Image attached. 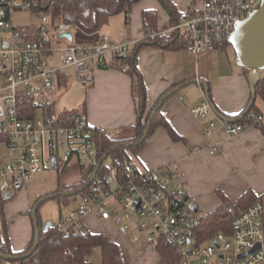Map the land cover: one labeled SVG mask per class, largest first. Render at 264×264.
Masks as SVG:
<instances>
[{
    "label": "built area",
    "instance_id": "1",
    "mask_svg": "<svg viewBox=\"0 0 264 264\" xmlns=\"http://www.w3.org/2000/svg\"><path fill=\"white\" fill-rule=\"evenodd\" d=\"M260 2L192 0L177 13L169 32H177L191 57L215 51L229 39L235 24L257 9ZM12 5L0 1V201L8 194L11 197L39 174L61 172L78 159L85 165L91 164L95 160L97 140L115 137L112 129L90 126L82 112L54 111L52 99L58 74L73 69L78 81L90 84L93 67H110L115 57L130 56L140 42L152 41L163 34L147 33L141 40L122 42L110 34H101L98 44L77 45L72 44V31L76 27L56 22L50 14L39 10L35 14L39 21L37 29L46 40H51L47 47L43 41L28 38L13 26ZM21 10L34 16L28 2L21 5ZM51 31L56 40L62 41L68 40L60 35L70 32V44L56 45ZM53 57L58 63H54ZM259 74L264 76V69ZM195 83L202 101L190 113L195 119L206 120L214 115L213 109L200 81L196 79ZM262 119L261 114L252 123L215 118L208 122L203 136L209 138L218 129L229 139L260 124ZM217 146L213 143L206 150L212 154ZM129 169L118 172L115 167H109L102 175L97 172L87 192L76 195L74 206L52 224L58 234L68 236L84 229L82 218L96 213L101 221L120 225L122 232H132L136 227L133 241L142 247L173 245L179 256L174 264H264V207L260 202L243 211L226 205L225 212L233 216L232 235L219 233L208 243H198L194 235L198 218L184 200L179 172L167 167L142 172L131 163ZM111 199H117L121 205V217V213L108 209Z\"/></svg>",
    "mask_w": 264,
    "mask_h": 264
},
{
    "label": "crops",
    "instance_id": "2",
    "mask_svg": "<svg viewBox=\"0 0 264 264\" xmlns=\"http://www.w3.org/2000/svg\"><path fill=\"white\" fill-rule=\"evenodd\" d=\"M167 1L170 6L163 1L164 6L159 0L137 1L130 9L131 16L125 20L123 35L116 37L113 33H105L103 28L98 36L110 34L118 42L141 40L146 36L142 24V13L146 10L156 12L158 32L171 33L169 29L175 24L177 13L184 10L192 0ZM33 27L37 29L39 24L15 28L30 34L28 28ZM95 38V36L84 38L83 45L92 43ZM75 41L77 40L72 34V44H76ZM56 42V45L61 46L70 44L61 39ZM229 48L231 47L220 46L215 51L191 57L183 48L172 49L145 44L136 55V68L145 89V115L152 110L164 93L179 87L176 93L163 102L160 109L165 120L184 138V142H173L166 131L158 127L144 140L143 146L135 154L129 153L130 163L142 172L166 167L177 170L180 174L181 191L188 196L190 204L194 205V212L203 215L222 207L224 200L227 204L236 202L247 191L256 196L264 193V137L258 129L249 127L229 139L218 129L214 130L209 138L203 136L209 121L218 118L234 122L230 119L240 113L251 99L248 72H244L236 65L235 55L234 58L231 57ZM53 59L54 63H58L56 57ZM68 71L69 69H65L58 74L57 79L65 81V86L58 87L59 92L64 90L61 94L53 95L54 111L82 112L87 116L90 126L112 129L115 136L123 135V131L137 125L138 117L131 95L129 75L110 68L98 69L93 72L91 85L87 86L89 84L76 79L74 72ZM72 77L77 81L71 82ZM261 77L262 74L260 79ZM196 79L202 84L214 113L206 120L195 119L190 113V109L202 101L201 92L195 83ZM254 105L255 110L263 117L261 125L264 127V101L258 95ZM213 143L218 146L216 152L211 154L206 149ZM74 164L76 162L72 165ZM25 190L23 187L15 191L4 205L9 247L14 253L25 250L33 238L30 214L33 203L54 192H45L31 200ZM98 222L103 223V227L109 232L91 227L96 226ZM113 223L101 221L96 213L82 218L84 230L91 233H106L111 237L119 248L123 264H164L155 247H142L133 241L136 231L122 232L120 225L116 230L117 224ZM101 261L100 248H93L90 264H102ZM0 264L14 263L0 260ZM26 264L38 262L33 260Z\"/></svg>",
    "mask_w": 264,
    "mask_h": 264
},
{
    "label": "trees",
    "instance_id": "3",
    "mask_svg": "<svg viewBox=\"0 0 264 264\" xmlns=\"http://www.w3.org/2000/svg\"><path fill=\"white\" fill-rule=\"evenodd\" d=\"M0 1L4 3H13L12 6L15 12L20 11L21 5H25V3L28 2L30 3V9L33 12H37L39 10L43 11L44 13L50 14L51 18L57 22L73 25L81 35L87 37L95 36V40H97H94L95 42L93 41L89 44H98L101 41V36L99 37L98 33H100L103 28L109 24L110 20L114 16L123 14L125 16V20H128L130 9L132 5L136 3L134 0H52L51 2H49L50 0ZM163 1L169 5L167 0ZM142 24L144 30L146 31L145 35L147 33H159L157 29V14L154 10L143 11ZM28 30L30 31V34L23 32L28 38L43 41L47 47L50 46L51 40H46L40 33L39 29L33 27L28 28ZM176 36L177 32H172L169 34L157 35L152 41L145 39L139 43L132 55L125 58H114V62L109 68L121 71L129 75L131 78V95L135 105L138 123L135 127L130 128V130L123 131L124 129H122L124 133L123 135H116L113 138L100 137L96 143L97 152L95 160L91 164L85 165L81 162V159H78L76 164L65 166L61 171V175L67 174L69 176L78 174L79 178L76 181L67 182L65 184L58 183L56 192L65 193L80 189L86 184L91 173L96 167V164L107 150L119 144L134 143L143 133L148 123H150V127L147 137L150 136L156 128L162 127L173 142H184V138L178 135L165 120L161 113V109L159 108L158 110H155L158 102L166 93L159 98L157 104L148 114L145 115L144 111L143 115H140L141 105L143 99L145 98V89L136 68L137 51L145 44H150L152 46H165L172 49H184L185 43L181 39L179 40V37L176 38ZM83 43V40H80V43L78 44L83 45ZM226 46L231 47L228 39L223 42L221 48ZM242 70L244 72H248L246 69ZM58 80L59 78L57 79L56 92L59 90L58 87L60 88L65 86V81L59 80L58 82ZM255 93L264 101V76L261 77L256 84ZM250 102L251 99L247 103L246 107L230 120L234 122L252 123L258 112L255 110L254 103L251 105ZM254 128L258 129L264 137V127L261 123L255 124ZM125 134L129 135L125 136ZM143 143L144 141L135 146L118 148L112 151L107 158L110 161V164L106 166L103 163L100 167L99 175H102L109 167H115L118 172L130 171L129 153L135 154L143 146ZM83 192H87V189ZM182 194L184 196V200L189 202L188 196L185 193ZM7 200L8 199L0 201V252L6 256L20 257L28 253L31 249L34 242V234L25 250L18 253L11 251L4 214V205ZM55 200L57 204H67V197H56ZM257 202H260L264 207V193L256 196L252 192L247 191L232 204H227V201L224 200V205L222 207L198 218L194 227V235L197 242L205 243L219 233H222L226 237L232 235L234 230L232 225L233 216L225 212L224 207L226 205H232L236 211H243ZM36 215L40 229L37 248L28 258L9 262L14 264H26L36 260L38 264H90L91 251L93 248L98 247L101 250L102 264H123L119 248L108 234L91 233L82 229L75 233H71L68 236H62L58 234L54 226L51 224L47 229H44V224H42L38 212H36ZM262 228L264 231V214L262 218ZM156 250L164 264H174L179 261L178 254L175 252L173 245L169 243L158 245ZM0 260L2 259L0 258Z\"/></svg>",
    "mask_w": 264,
    "mask_h": 264
},
{
    "label": "water",
    "instance_id": "4",
    "mask_svg": "<svg viewBox=\"0 0 264 264\" xmlns=\"http://www.w3.org/2000/svg\"><path fill=\"white\" fill-rule=\"evenodd\" d=\"M51 1L52 0H50L49 2ZM134 1L137 2L139 0H134ZM159 1L165 6V4L163 3V0H159ZM60 37L65 38L68 41H71L70 32L60 35ZM228 42L234 52L236 65L240 67L241 69H246L248 71L247 79L250 83V92H251L250 104L252 105L256 98L255 86L260 79L259 71L264 69V0H261L257 9L253 10L245 18H243L242 20L238 21L235 24L234 29L231 35L229 36ZM108 68L109 67L102 66V65L97 66V69L99 70H107ZM178 89L179 87L171 91H168L158 102L155 110H158L163 104V102L169 96L176 93ZM144 109H145V98L143 99V102L141 105L140 115H143ZM149 127H150V123L147 124L143 133L139 136L137 141H135L134 143L119 144L107 150L103 154L101 159L98 161L96 167L91 173L86 184L82 186L80 189L76 191H72V192H65V193L58 192V193L48 194V195L41 197L39 200H37L32 206L31 211H30L33 230H34V242H33L31 249L29 250L28 253L20 257L19 256L17 257L6 256L0 252V258L5 261H18L20 259L28 258L29 256H31L32 253L37 248L38 241H39L40 229L38 226V220H37V215H36V212L39 206L48 200L55 199L56 197L69 198L71 196H74L84 191L87 187H89V185L95 178L102 162L109 156V154L112 151L118 148H128L129 146H135V145L140 144L146 139L148 131H149ZM54 167L55 166H53V168ZM9 198H10V195L8 194L6 196V199H9ZM190 208L194 209V205L190 204ZM49 226H50L49 223L45 224L44 229H47ZM244 256L245 255H240V257L242 258Z\"/></svg>",
    "mask_w": 264,
    "mask_h": 264
},
{
    "label": "rangeland",
    "instance_id": "5",
    "mask_svg": "<svg viewBox=\"0 0 264 264\" xmlns=\"http://www.w3.org/2000/svg\"><path fill=\"white\" fill-rule=\"evenodd\" d=\"M34 16L32 15V13H30L29 11L26 10H21L18 12H14V14L12 15V24L15 27H30V26H37L39 24L38 19L35 18V14H37L36 12L33 13ZM131 16V13H129V17ZM123 28H125V16L123 14H118L116 16H114V18L111 20V22L104 28V31L110 32L111 34L113 33L114 36H120L124 34V30ZM74 39L77 40L75 41L76 44L80 43V40H83L84 38H86L87 36L81 35L77 30H73L72 31ZM51 36L52 40H55L54 34L49 33ZM229 53L231 55V57L234 58V54L232 53L233 51L231 50L232 48H229ZM93 71H97L98 69L96 67L92 68ZM73 70V69H72ZM71 69H69L68 72L72 73ZM74 75V73H73ZM75 78H71V82L73 81H77ZM79 85H81L82 87H85L83 84L79 83ZM91 84L87 85L90 86ZM64 91V90H63ZM61 91V92H63ZM61 92H59L57 90V92L55 94H61ZM110 161L108 159H105L104 164L106 166H108L110 163ZM79 176L78 174L76 175H61V172H56V171H48L46 173H42L39 174L37 176H35L30 182L26 183L25 185V191H26V195L29 197V199L34 200L36 198H38L39 196L43 195L45 192L48 191H54L52 193H58L56 192V189L58 188V183L60 184H65L67 182H73L78 180ZM51 193V194H52ZM50 194V193H48ZM47 194V195H48ZM76 195L71 196L69 198H67V204H57L56 200H48L46 202H44L43 204H41L38 208V215L39 218L42 222V224H54L56 220L59 219V215L60 214H64L66 215L69 210L74 206L75 201H76ZM107 207L110 211H112L113 213L115 212H119V214L121 213V205L118 203L117 199H111L108 201ZM123 214H120V217ZM195 215L197 218L202 217V213H199L197 211H195ZM98 224V225H97ZM96 224V226H91L92 228L96 229L99 228L100 230L103 231H108V229L106 227H103V223L98 222ZM114 224V223H113ZM116 226V225H115ZM118 225L116 226V230L118 229ZM93 229V230H94ZM137 228L134 227L132 228V231H136Z\"/></svg>",
    "mask_w": 264,
    "mask_h": 264
}]
</instances>
